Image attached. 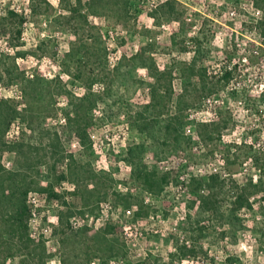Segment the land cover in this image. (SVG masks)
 I'll return each mask as SVG.
<instances>
[{
	"label": "rangeland",
	"instance_id": "rangeland-1",
	"mask_svg": "<svg viewBox=\"0 0 264 264\" xmlns=\"http://www.w3.org/2000/svg\"><path fill=\"white\" fill-rule=\"evenodd\" d=\"M259 211L264 0H0V264H264Z\"/></svg>",
	"mask_w": 264,
	"mask_h": 264
},
{
	"label": "trees",
	"instance_id": "trees-1",
	"mask_svg": "<svg viewBox=\"0 0 264 264\" xmlns=\"http://www.w3.org/2000/svg\"><path fill=\"white\" fill-rule=\"evenodd\" d=\"M226 79L231 77V72L224 74ZM201 126H218V124H202ZM209 128V127H208ZM217 131L219 128L217 127ZM211 136L214 131H208ZM260 160H255L254 168L259 171L263 165L259 164ZM147 177V176H146ZM147 185H151L149 178L145 179ZM194 188L193 192L197 193L199 199V206L203 214L207 215V219L216 218L217 215H221L222 212V200L221 196L230 198V215L233 217L241 211H254V206L251 199L259 195L262 192L261 181L254 182L252 179L249 182L239 185L237 181L230 176H221L219 173L211 174L204 179H193L190 184ZM25 196V195H24ZM259 214L264 216L263 211H259ZM31 211L25 204V200H20L16 210L7 217L6 222L8 224L9 232L13 238H21L28 235V220L30 218ZM11 237V238H12ZM12 238V239H13Z\"/></svg>",
	"mask_w": 264,
	"mask_h": 264
}]
</instances>
